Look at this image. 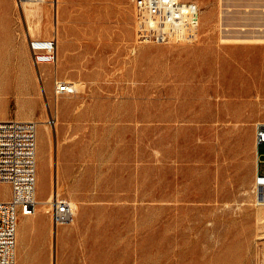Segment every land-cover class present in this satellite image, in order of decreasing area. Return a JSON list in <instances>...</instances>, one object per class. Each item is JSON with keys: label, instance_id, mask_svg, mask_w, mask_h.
Returning <instances> with one entry per match:
<instances>
[{"label": "rangeland", "instance_id": "374dc122", "mask_svg": "<svg viewBox=\"0 0 264 264\" xmlns=\"http://www.w3.org/2000/svg\"><path fill=\"white\" fill-rule=\"evenodd\" d=\"M191 1L196 42L156 43L137 41L133 0H47L58 60L37 66L25 4L0 0V120L39 122L38 199L57 166L76 209L59 226L40 202L19 217L49 264L55 246L57 264H264V41L226 40L264 39V0Z\"/></svg>", "mask_w": 264, "mask_h": 264}, {"label": "built area", "instance_id": "2783aa9c", "mask_svg": "<svg viewBox=\"0 0 264 264\" xmlns=\"http://www.w3.org/2000/svg\"><path fill=\"white\" fill-rule=\"evenodd\" d=\"M40 0H20V2ZM138 42L195 43L199 36L200 10L190 0H133ZM28 47L33 63L55 64L58 43L55 37H32ZM39 122L26 119L0 120V183L10 185L7 199L0 200V264L17 263V229L20 215H33L37 196V141ZM264 123L256 124V175L254 185L264 203ZM49 199V198H48ZM54 225L73 223L76 209L57 194L49 201Z\"/></svg>", "mask_w": 264, "mask_h": 264}, {"label": "crops", "instance_id": "0c3cea01", "mask_svg": "<svg viewBox=\"0 0 264 264\" xmlns=\"http://www.w3.org/2000/svg\"><path fill=\"white\" fill-rule=\"evenodd\" d=\"M25 10H26V8L23 7V14H24V16H27L28 21H29V25H32L31 28L29 26V29H30L29 34H31L32 36L38 35V36L42 37L41 36L42 31L36 30L34 25L30 22L28 15L25 13ZM57 56H58V53H57ZM48 123H49V121H48ZM47 125L42 124V126L46 130V132H47L48 127H49ZM56 125H57V122L55 123L54 126H56ZM39 131L40 130H38L37 162H38V151H39ZM50 131H51V129H50ZM37 168H38V166H37ZM37 179H38V169H37ZM52 194H53V192H52ZM47 195H48V193L46 195L40 197V198L44 199ZM20 216H23V215H20ZM18 223H19V221H18ZM36 223H37V220L34 222V224H36ZM28 228H29L28 222L25 220L24 223L22 225H20V233L19 234H18V229H17V263L16 264H49V262H48V250H47L48 244L46 243L43 247L42 242L40 241L39 242L40 245L38 248L35 247L33 244H31V242H30V240H29V238L25 232L26 230H28Z\"/></svg>", "mask_w": 264, "mask_h": 264}, {"label": "bare ground", "instance_id": "6f19581e", "mask_svg": "<svg viewBox=\"0 0 264 264\" xmlns=\"http://www.w3.org/2000/svg\"><path fill=\"white\" fill-rule=\"evenodd\" d=\"M58 1V0H56ZM191 1V0H190ZM47 2V0H40L39 2H28V4H26L27 2L24 1V7L26 8L25 10V13L28 15L29 17V20L30 22L34 25V27L36 28V30L38 31H42V26H43V17H44V14H45V10H46V7L43 5ZM220 2V1H219ZM55 4V3H54ZM59 4V3H58ZM53 6V5H52ZM56 7H57V4H56ZM222 8V7H221ZM55 12V11H54ZM54 15V14H53ZM55 16V15H54ZM54 18V17H53ZM200 18H201V15H200ZM54 20V19H53ZM64 21V20H63ZM56 22V21H55ZM55 24V23H54ZM53 24V25H54ZM47 25V24H46ZM57 26V25H56ZM58 28V27H56ZM239 36V37H237ZM235 38H231V39H226V40H234V41H237V42H248V41H254V42H257V41H264V39L260 38H254V39H250V38H241L240 37V34L237 35ZM253 36V35H252ZM261 36V35H260ZM225 41V40H224ZM56 118V117H55ZM49 123H52L53 126L55 125L56 123V120H49ZM43 125H47L48 124V121L46 122H42ZM48 126V125H47ZM57 132V126H56V130ZM50 133V127H48V130H47V134ZM52 146V145H51ZM52 149V148H51ZM256 150V149H255ZM52 152V151H51ZM52 155V154H51ZM51 159V158H50ZM51 163V162H50ZM51 166V165H50ZM57 166H55V178H54V183H55V190L52 194V191L51 193L49 194V196L47 197V199L43 200V199H40L39 202L44 205H48L49 204V201L52 199L53 195L55 196L56 194L58 195L59 194V189H58V186H57V183H58V178H57ZM49 198V199H48ZM261 204L262 201H261ZM74 205V203H73ZM44 207V206H43ZM46 210V209H45ZM48 210V209H47ZM46 210V211H47ZM44 213V212H43ZM59 234V231L56 230V237L58 236ZM55 238V237H54ZM258 239V238H257ZM255 241V240H254ZM55 258H54V264H57L58 263V260H57V255H56V246H55Z\"/></svg>", "mask_w": 264, "mask_h": 264}]
</instances>
